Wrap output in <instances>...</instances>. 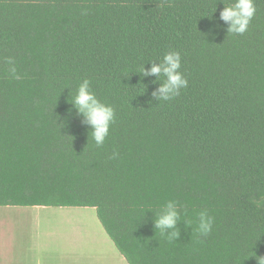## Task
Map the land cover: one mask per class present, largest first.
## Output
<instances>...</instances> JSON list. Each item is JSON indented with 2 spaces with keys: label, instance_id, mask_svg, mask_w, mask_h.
<instances>
[{
  "label": "trees",
  "instance_id": "1",
  "mask_svg": "<svg viewBox=\"0 0 264 264\" xmlns=\"http://www.w3.org/2000/svg\"><path fill=\"white\" fill-rule=\"evenodd\" d=\"M233 2L0 0V206L93 207L128 264H257L264 0L243 35L220 19ZM170 51L188 85L158 101L164 77L140 69ZM84 79L115 112L101 146L73 103ZM168 201L174 239L155 228Z\"/></svg>",
  "mask_w": 264,
  "mask_h": 264
},
{
  "label": "crops",
  "instance_id": "2",
  "mask_svg": "<svg viewBox=\"0 0 264 264\" xmlns=\"http://www.w3.org/2000/svg\"><path fill=\"white\" fill-rule=\"evenodd\" d=\"M93 207L0 206V264H128L106 234ZM78 224V225H77Z\"/></svg>",
  "mask_w": 264,
  "mask_h": 264
},
{
  "label": "clouds",
  "instance_id": "3",
  "mask_svg": "<svg viewBox=\"0 0 264 264\" xmlns=\"http://www.w3.org/2000/svg\"><path fill=\"white\" fill-rule=\"evenodd\" d=\"M256 13L254 0H234L233 3L224 5L220 12V19L228 24L227 32L243 35L248 31L249 24ZM5 62L9 65L10 74L19 79L17 75L16 62L13 57H7ZM181 66V55L179 52L170 51L163 55L159 63H154L148 70L141 67L140 72L144 75L155 74L159 79L164 77L163 82L158 89L153 92V96L158 101H169L179 95L180 90L188 85L187 79L179 71ZM73 103L79 113L83 114L86 122L91 126V135L97 146L103 145L105 138L109 134V126L114 121V109L105 103H102L90 90V82L84 79L78 86ZM115 155V154H114ZM257 206L264 205V198L256 201ZM179 214L176 210L175 202L168 201L162 211L155 219V228L159 229L161 235L168 239H174L178 233L175 231V225ZM213 218L207 214V211L199 213V222L197 226L198 233L207 234L211 231ZM165 229L172 230L165 233ZM253 256L257 264H264V256Z\"/></svg>",
  "mask_w": 264,
  "mask_h": 264
},
{
  "label": "rangeland",
  "instance_id": "4",
  "mask_svg": "<svg viewBox=\"0 0 264 264\" xmlns=\"http://www.w3.org/2000/svg\"><path fill=\"white\" fill-rule=\"evenodd\" d=\"M96 216V213H94ZM78 225V224H77ZM18 241L17 238H14L12 234L7 235L5 238L0 239V248H5V249H13L18 246L16 242Z\"/></svg>",
  "mask_w": 264,
  "mask_h": 264
}]
</instances>
